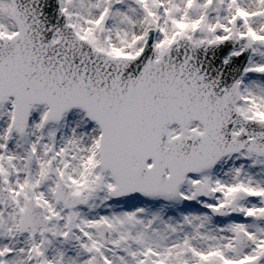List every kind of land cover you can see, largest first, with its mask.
Returning a JSON list of instances; mask_svg holds the SVG:
<instances>
[{
    "label": "snow or ice",
    "instance_id": "obj_1",
    "mask_svg": "<svg viewBox=\"0 0 264 264\" xmlns=\"http://www.w3.org/2000/svg\"><path fill=\"white\" fill-rule=\"evenodd\" d=\"M0 264H264V0H0Z\"/></svg>",
    "mask_w": 264,
    "mask_h": 264
}]
</instances>
